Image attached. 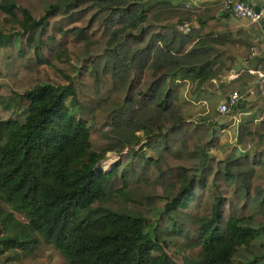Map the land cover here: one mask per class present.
Returning <instances> with one entry per match:
<instances>
[{
    "label": "trees",
    "instance_id": "trees-1",
    "mask_svg": "<svg viewBox=\"0 0 264 264\" xmlns=\"http://www.w3.org/2000/svg\"><path fill=\"white\" fill-rule=\"evenodd\" d=\"M223 6L0 0V264L39 243L66 264H264V32ZM252 57L217 89L234 106L184 116L183 82L200 100Z\"/></svg>",
    "mask_w": 264,
    "mask_h": 264
},
{
    "label": "rangeland",
    "instance_id": "rangeland-1",
    "mask_svg": "<svg viewBox=\"0 0 264 264\" xmlns=\"http://www.w3.org/2000/svg\"><path fill=\"white\" fill-rule=\"evenodd\" d=\"M157 1V0H156ZM173 2L177 0H171ZM49 71V75L54 78L55 74L52 72L50 68L47 69ZM9 78L12 79L10 76ZM10 79V81H11ZM8 78L2 77L0 75V82H3L4 87L2 90L7 91L6 86L9 88L15 89L14 85L11 84ZM180 101L182 105V112L186 118H191L193 116H205L207 114L212 113L215 109H217L218 105L221 101L224 100L223 95L219 93L217 90L209 92L204 89L203 96L204 101L197 100L186 95L187 92V83L183 82L180 85ZM22 89H19L21 91ZM0 115H3V111L0 108ZM233 141H229L227 138H224L222 130H220L218 134V142L217 144L210 149V155L216 159H219L223 156L226 151L230 150ZM241 151L236 150L235 154H239ZM149 156H152L153 153L151 151H147ZM119 153L116 152H108L106 154L105 159L99 162V167L102 170L110 169L113 164L119 160ZM106 168V169H105ZM1 260V257H0ZM4 264H66L63 256H61L52 246L39 243L35 246H32L29 250L20 253V257L18 261L7 262Z\"/></svg>",
    "mask_w": 264,
    "mask_h": 264
},
{
    "label": "built area",
    "instance_id": "built-area-1",
    "mask_svg": "<svg viewBox=\"0 0 264 264\" xmlns=\"http://www.w3.org/2000/svg\"><path fill=\"white\" fill-rule=\"evenodd\" d=\"M186 5H197L201 0H184ZM223 8L230 11L235 17L246 18L252 23H259L261 21V13L256 12L254 7L248 1L244 0H223ZM252 73L253 70H250ZM262 77L264 83V76ZM237 74L234 73L232 78H236ZM243 96L240 91H233L218 105L217 109L219 112H225L228 107L234 106Z\"/></svg>",
    "mask_w": 264,
    "mask_h": 264
},
{
    "label": "crops",
    "instance_id": "crops-1",
    "mask_svg": "<svg viewBox=\"0 0 264 264\" xmlns=\"http://www.w3.org/2000/svg\"><path fill=\"white\" fill-rule=\"evenodd\" d=\"M216 1H218V0H201L200 3L208 4V3H213V2H216ZM262 1H264V0H262ZM260 13H261V21H263V23H264V7L261 9ZM250 62L251 61L245 62V63H240L238 66H236L232 70L222 72L216 78H213V79L209 80L205 84L204 89L209 91V92H212V91L217 90L221 86L228 84L230 81H232L234 79V78H232V75L234 73H236V74L238 73L239 69L236 70V68L240 67V70H242V69H244L243 66H249ZM249 70H251V69H249ZM202 96H203V93H202ZM203 98L204 97H201L202 101H204V99H205V98L204 99ZM257 116H258V113H253L249 109L240 112L236 117L233 118V120L228 125H226L222 129V133L224 135V138H227L229 141H233L234 142L239 122L244 120V119H246V118H249V117L256 118Z\"/></svg>",
    "mask_w": 264,
    "mask_h": 264
},
{
    "label": "water",
    "instance_id": "water-1",
    "mask_svg": "<svg viewBox=\"0 0 264 264\" xmlns=\"http://www.w3.org/2000/svg\"><path fill=\"white\" fill-rule=\"evenodd\" d=\"M251 5L254 7V9H255L256 12H260L261 9L264 7V1H263L262 6H257V5L254 4V2H251ZM260 25L262 26V30H263V32H264V23H263V21H260ZM239 62H240V61H239ZM239 64H240V63H239ZM239 64H238V65H239ZM238 65H237V66H238ZM235 67H236V66H235ZM235 67H234V68H235ZM256 67H257V61H256V58H255V57H252V58H251V62H250V64H249V66H243L244 69H251V70H255ZM238 69H239V70H238ZM236 70H238V72H239V71H240V67L236 68Z\"/></svg>",
    "mask_w": 264,
    "mask_h": 264
},
{
    "label": "bare ground",
    "instance_id": "bare-ground-1",
    "mask_svg": "<svg viewBox=\"0 0 264 264\" xmlns=\"http://www.w3.org/2000/svg\"><path fill=\"white\" fill-rule=\"evenodd\" d=\"M106 169V168H105Z\"/></svg>",
    "mask_w": 264,
    "mask_h": 264
}]
</instances>
